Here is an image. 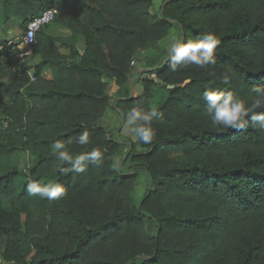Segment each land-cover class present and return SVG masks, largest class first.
Masks as SVG:
<instances>
[{
  "label": "trees",
  "instance_id": "obj_1",
  "mask_svg": "<svg viewBox=\"0 0 264 264\" xmlns=\"http://www.w3.org/2000/svg\"><path fill=\"white\" fill-rule=\"evenodd\" d=\"M61 1L52 23L85 49L47 33L50 23L37 33L32 54L41 59L36 82L17 91L11 105L0 88V159L25 147L36 154L10 208L1 192L16 173L0 177V264H264V118L253 119L264 117V106L253 108L258 100L264 105V0H165L154 11L153 0H0V77L6 62L14 65L19 44L3 37L10 16L26 31ZM173 30V43L215 35L216 63L199 67L185 59L173 70L171 45L145 60L155 76L142 78L134 95L133 57ZM47 66L55 77L44 76ZM106 78L117 84L115 94ZM205 91L243 100L252 109L242 117L245 127L213 126ZM111 107L136 133L142 127L155 133L151 143L137 134L131 145L149 180L138 202L131 193L140 171L115 164L122 142L100 123ZM85 132L87 143L80 144ZM57 141L64 148H53ZM93 148L99 155L79 165L58 159L61 151L75 157ZM29 182L61 184L66 194L32 196ZM147 220L156 223L154 234Z\"/></svg>",
  "mask_w": 264,
  "mask_h": 264
},
{
  "label": "rangeland",
  "instance_id": "obj_2",
  "mask_svg": "<svg viewBox=\"0 0 264 264\" xmlns=\"http://www.w3.org/2000/svg\"><path fill=\"white\" fill-rule=\"evenodd\" d=\"M165 0H153L152 11L160 9L162 3ZM63 2L61 1L58 6L55 8L57 11L62 7ZM25 26L23 22L15 17L10 16V22L6 26L5 33L3 37L5 40H10L11 43H19L13 49V57L11 63H5L6 73L0 77V88L2 100L7 105H11L14 102L13 95L17 92H27V86L32 85L36 80L31 78V83L27 81V75L34 76L36 66L39 63L38 56L30 55L25 56L24 53L26 48L21 45L20 38L25 33ZM177 30H173L169 35L157 42L150 43L146 48L139 50L136 55L133 57L135 63H131L132 72H131V92L134 95H139L142 91V78L153 76L150 71H147L145 60L147 58H154L156 55L161 54L165 51L166 48L170 47L173 44V41L177 37ZM2 34L0 33V36ZM26 71L28 73H26ZM147 71V72H145ZM109 83H112L111 78H106ZM28 103L32 104L36 99L34 97L27 96ZM37 102V101H35ZM37 104V103H36ZM35 104V105H36ZM33 106V105H31ZM107 114V113H106ZM117 114V113H116ZM0 118H5L4 114H0ZM118 119V121H117ZM115 120V121H114ZM113 120L112 117L105 116L100 123L107 127L109 131H113L112 136L122 142L120 148L117 150L114 155V162L119 166L125 173H134L140 171V175L135 181L132 196L135 201H140L149 188V180L146 174L142 169H138L139 163L136 160H133L135 152L131 148L133 142L138 140L135 126L130 121H125L118 112V116ZM117 121V122H116ZM116 123V125H115ZM21 124L26 125V119L22 120ZM138 150H141L140 147H137ZM36 154L25 147L21 150H12L9 153H6L0 159V177L6 176L8 173H16L14 182L9 185L6 191L1 192L2 198L5 201L6 207L10 208L12 200L16 197L24 182L31 178L30 166L35 161ZM148 230L151 234H154L156 231V223L151 220H147ZM6 264V263H4Z\"/></svg>",
  "mask_w": 264,
  "mask_h": 264
},
{
  "label": "clouds",
  "instance_id": "obj_3",
  "mask_svg": "<svg viewBox=\"0 0 264 264\" xmlns=\"http://www.w3.org/2000/svg\"><path fill=\"white\" fill-rule=\"evenodd\" d=\"M217 39L212 33L203 35L196 41H188L187 43H182L178 39L171 46V51L175 53L172 57V68L175 70L176 63L187 59L193 62L199 67H204L205 65L215 64L216 60L213 58L214 51L217 46ZM228 82V78L224 77V83ZM259 90V89H258ZM203 98L208 102V110L211 112L214 109V113L211 116V123L213 126H218L222 123L223 128L227 129L229 126L233 128H244L245 123L242 120L243 116H246L249 109L246 107L243 100H237L233 102L232 96L229 94L225 96L223 91H205ZM261 102L256 101L253 108H258ZM136 119H147V117H141L139 113L135 114ZM257 115L253 116V119H260ZM137 134L142 137L145 144L151 143L154 131L150 127H142L138 129ZM88 140V133L85 132L79 138L80 144H86ZM53 148L61 149L64 148V144L57 141L53 143ZM99 152L97 149L93 148L88 153H82L73 157L66 150L58 153V159L61 161H71L75 159L76 165L80 164V161L85 160L88 157H97ZM82 170L80 168L77 169ZM27 192L29 195L36 196L37 194L41 196H47L49 200H57L66 194L65 186L61 184L55 185H41L29 182L27 185Z\"/></svg>",
  "mask_w": 264,
  "mask_h": 264
},
{
  "label": "crops",
  "instance_id": "obj_4",
  "mask_svg": "<svg viewBox=\"0 0 264 264\" xmlns=\"http://www.w3.org/2000/svg\"><path fill=\"white\" fill-rule=\"evenodd\" d=\"M47 33H49L50 35H53L55 37H60L63 38L65 40H67V43L73 46H76L79 50L83 51L85 49V43L82 40H72L71 39V32L69 29L57 24V23H52L50 24L47 28H46ZM56 46L59 48L60 52L64 55H68L70 52V48L64 46L61 41H57L56 42ZM39 60L40 57L38 56ZM70 60V58L68 59ZM43 74L45 77L51 79L53 77H55L56 75V71L53 69V67L47 66L44 67L43 69ZM108 91L110 94H115L118 91V86L115 82L109 83V88ZM107 113V114H106ZM117 113V114H116ZM105 116L107 117H112L113 120L115 119L116 116H118V110H115L114 108H106L104 110V113L102 115L101 120L104 118ZM115 121V120H114ZM118 121V119H117ZM116 121V122H117ZM116 125V123H115Z\"/></svg>",
  "mask_w": 264,
  "mask_h": 264
},
{
  "label": "built area",
  "instance_id": "obj_5",
  "mask_svg": "<svg viewBox=\"0 0 264 264\" xmlns=\"http://www.w3.org/2000/svg\"><path fill=\"white\" fill-rule=\"evenodd\" d=\"M56 14V9H47L41 15L29 22L25 33L19 40L21 45L26 48L24 53L25 56H30L33 54L34 47L37 44V33L46 25L52 23L56 17ZM132 63L134 64L135 60H133ZM32 78L33 80L35 79L34 76H32Z\"/></svg>",
  "mask_w": 264,
  "mask_h": 264
},
{
  "label": "water",
  "instance_id": "obj_6",
  "mask_svg": "<svg viewBox=\"0 0 264 264\" xmlns=\"http://www.w3.org/2000/svg\"><path fill=\"white\" fill-rule=\"evenodd\" d=\"M159 83L163 84V80H158ZM175 86L174 85H169L168 88H174Z\"/></svg>",
  "mask_w": 264,
  "mask_h": 264
}]
</instances>
